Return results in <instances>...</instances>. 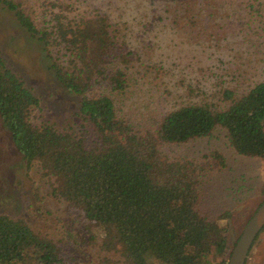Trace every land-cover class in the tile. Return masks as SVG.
I'll return each mask as SVG.
<instances>
[{"label": "trees", "instance_id": "trees-1", "mask_svg": "<svg viewBox=\"0 0 264 264\" xmlns=\"http://www.w3.org/2000/svg\"><path fill=\"white\" fill-rule=\"evenodd\" d=\"M33 1L0 5L43 46L62 47L64 57L51 67L78 97L76 125L35 121L37 97L1 56L0 118L26 165L47 175L49 192L65 202L77 230L54 238L0 212V264H82L84 241L93 264H226L218 257L226 239L217 220L196 206L202 161L171 156L164 146L221 127L236 153L264 161V76L238 94L223 88L212 102L181 103L140 127L120 113L133 57L109 15L74 12L69 0ZM243 3L253 19L264 9V0ZM259 191L264 197V179Z\"/></svg>", "mask_w": 264, "mask_h": 264}, {"label": "rangeland", "instance_id": "rangeland-1", "mask_svg": "<svg viewBox=\"0 0 264 264\" xmlns=\"http://www.w3.org/2000/svg\"><path fill=\"white\" fill-rule=\"evenodd\" d=\"M17 1L28 4L33 0ZM69 1L74 12H106L119 29L133 57L128 86L118 97L120 113L140 127L181 103L212 102L223 88L238 94L264 76V32L259 28L264 21L262 7L253 19L243 0ZM41 10L36 13L38 22H42ZM63 52L54 44L43 46L0 5V56L37 97L33 119L67 127L76 125L73 112L78 97L58 81L51 67L53 59L64 57ZM164 151L202 161L196 206L217 220L226 239V249L218 257H227L263 198L259 189L264 161L236 153L221 127L166 145ZM214 152L221 154V165ZM49 182L40 168L26 165L0 118V212L23 219L34 231L54 238L67 228L76 231L73 215L63 200L49 192ZM82 244L81 254L78 252L82 264H93V249L85 241ZM246 264H264V226L248 250Z\"/></svg>", "mask_w": 264, "mask_h": 264}, {"label": "water", "instance_id": "water-1", "mask_svg": "<svg viewBox=\"0 0 264 264\" xmlns=\"http://www.w3.org/2000/svg\"><path fill=\"white\" fill-rule=\"evenodd\" d=\"M264 224V197L257 204L249 215L236 237L229 254L226 264H243L248 248Z\"/></svg>", "mask_w": 264, "mask_h": 264}]
</instances>
